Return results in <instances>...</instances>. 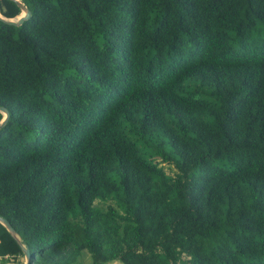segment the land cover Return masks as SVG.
<instances>
[{
	"label": "trees",
	"instance_id": "1",
	"mask_svg": "<svg viewBox=\"0 0 264 264\" xmlns=\"http://www.w3.org/2000/svg\"><path fill=\"white\" fill-rule=\"evenodd\" d=\"M20 1L0 216L28 264H264V0Z\"/></svg>",
	"mask_w": 264,
	"mask_h": 264
},
{
	"label": "water",
	"instance_id": "2",
	"mask_svg": "<svg viewBox=\"0 0 264 264\" xmlns=\"http://www.w3.org/2000/svg\"><path fill=\"white\" fill-rule=\"evenodd\" d=\"M19 7L20 11L17 15L12 17H4L0 15V19L3 21L10 23V24H20L22 20L28 18L30 12L29 9L20 1V0H14ZM0 112L2 113V117L0 118V125L4 123V121L7 118L8 112L5 109V107L0 106ZM0 222L4 225V227L8 230V232L15 238V240L18 242V244L21 247L22 253L24 254L25 260L22 264H28L29 263V249L27 246L23 245L18 238V235L15 231V229L5 220V218L0 216Z\"/></svg>",
	"mask_w": 264,
	"mask_h": 264
},
{
	"label": "rangeland",
	"instance_id": "3",
	"mask_svg": "<svg viewBox=\"0 0 264 264\" xmlns=\"http://www.w3.org/2000/svg\"><path fill=\"white\" fill-rule=\"evenodd\" d=\"M163 168H164V170L166 172H168L170 174L172 173V169L170 168V166L164 164L163 165ZM82 255H83L82 258H80V257L78 258L80 264H92L90 262V256H89L88 253H86L85 251H83V254ZM103 264H121V263L119 261H117V260H111V261L105 262Z\"/></svg>",
	"mask_w": 264,
	"mask_h": 264
},
{
	"label": "crops",
	"instance_id": "4",
	"mask_svg": "<svg viewBox=\"0 0 264 264\" xmlns=\"http://www.w3.org/2000/svg\"><path fill=\"white\" fill-rule=\"evenodd\" d=\"M25 260L24 254H17L15 256H4L0 259V264H22Z\"/></svg>",
	"mask_w": 264,
	"mask_h": 264
}]
</instances>
